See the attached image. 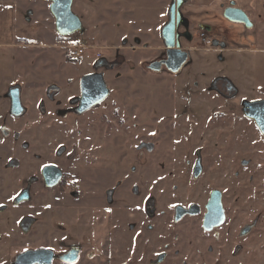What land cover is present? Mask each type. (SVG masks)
Instances as JSON below:
<instances>
[{
  "label": "flooded vegetation",
  "instance_id": "flooded-vegetation-1",
  "mask_svg": "<svg viewBox=\"0 0 264 264\" xmlns=\"http://www.w3.org/2000/svg\"><path fill=\"white\" fill-rule=\"evenodd\" d=\"M132 1L72 0L71 10L80 22V29L72 34L87 33L88 41H98V35H92L94 28L103 25L105 16L111 19L121 17L128 2ZM153 1L154 5L151 1L145 6L138 5L129 32L120 34L121 31H118L115 37H105L116 41L123 37L132 41V46L128 40L127 44L120 46L130 49L135 57L140 58L137 70H140L144 60L150 59L142 71L156 73L166 70L177 74L189 61V55L182 67L174 71L177 63L175 60L169 61L164 43H174L187 51L190 49L187 45L194 42L196 35L200 38L201 31L210 36L209 30L212 26H219L220 18L222 22L229 21L242 27L239 33L243 36L241 40L246 42V48L235 49L264 52V0H253L254 5L247 10L238 7L237 0H229L216 8L210 6L207 17L198 14L201 7L197 9L189 5L192 0ZM41 3L45 4V17L37 23L28 17V27L37 30L43 37H47L49 29H52L50 34L59 40L63 35L58 31L57 19L51 10L53 1L41 0ZM229 7L243 10L248 22L237 23L227 19L225 11ZM226 37L213 34L211 46L233 49L227 47ZM159 43L163 45L160 48L157 46ZM121 54L116 52L114 59L119 64L120 58H123ZM157 54H161L160 57ZM96 61L102 68L113 69L116 66L109 64L105 58ZM155 62H161L159 69L150 67ZM93 68L75 80L69 78V90L73 94L65 108L53 112L57 120L73 124V121L85 119L86 122L79 125L88 129L91 125L88 114H100V107L106 103L110 89L103 72L97 70L96 66ZM3 71H0V264H110V234L116 231L109 228V207L114 208L111 202L117 194L122 196L125 180L110 181L109 150L104 148L107 143L105 134H102L100 148H94L93 142L82 135L83 127L75 125L79 137H74L71 147H57L51 152L46 148L47 138L43 137L45 132L41 130V115L46 113L45 100L55 103L58 99L61 91L59 85L48 84L45 92H41V87L35 88L26 72L13 74L9 70L3 75ZM241 73L231 75L232 78L217 74L206 86L207 91L216 98L213 111L205 118L215 130L208 134L209 138L213 136L216 146V159L212 161L211 168L216 180H223L227 184L228 191L215 186L199 203L177 205L169 224V227L189 224L190 219L197 218L198 236H202L203 240L209 236L214 239L213 246L200 245L202 253H216L213 264H220L222 251L226 252L229 248L234 256L247 253L250 259L245 261L246 264L253 263L252 254L264 249V73L259 74L252 68ZM92 74L102 76L109 94L101 103L80 112L84 102L82 81ZM32 75V79L41 82V71H35ZM96 81L92 90L91 82L87 85L89 98L93 97L94 92H98V96L102 91L99 80ZM207 147L202 149L205 157ZM139 150L152 152L154 145L141 143ZM197 153L198 158L192 168L195 179L203 176L208 165L203 153ZM129 190L130 194H134L136 187ZM146 201L145 214L150 220L147 228L152 231L155 227L153 220L157 217L155 198L151 195V199ZM119 202L122 205L129 202L134 204L126 194ZM179 206L184 208L180 217L177 213ZM41 211L45 214L42 215ZM49 211H53L52 226L57 237L54 244L46 245L41 243V222ZM231 214H234L232 218ZM223 226L227 227V235L233 237V245L221 244L220 231ZM139 240L140 236L137 243H140ZM138 245L130 246L134 250L133 260L117 264H177L171 260L174 258L172 251H152L151 239ZM43 250L52 252L50 262L41 257Z\"/></svg>",
  "mask_w": 264,
  "mask_h": 264
},
{
  "label": "rangeland",
  "instance_id": "rangeland-1",
  "mask_svg": "<svg viewBox=\"0 0 264 264\" xmlns=\"http://www.w3.org/2000/svg\"><path fill=\"white\" fill-rule=\"evenodd\" d=\"M150 1L152 5L155 4L153 0H133L128 2L121 17L113 15L111 19L105 16L103 25L92 32V35H98V41L91 42L88 41L87 33L63 35L55 40L54 35L50 34L52 29H49L47 37L30 29L26 22L28 17L35 23L45 17L46 8L41 0H0V71L27 73L35 88L41 87V92H45L48 84L59 85L61 91L58 99L55 103L45 100L46 113L41 115V130L45 132L43 137L47 138L46 148L51 152L57 147H71L74 137H79L75 125L81 128L83 125L79 123L86 122L85 119H79L73 121L74 125L67 124L53 115L54 111L67 106L68 98L73 94L69 90V78L75 80L81 74L93 70V66L103 72L110 95L100 107V114H88L91 125L88 129L83 127L81 132L88 141L93 142L94 148H100L102 134H105L108 144L104 148L109 150L110 181L125 180L124 191H120L122 196L117 194L111 202L114 208L109 207V228L116 231L110 234V264L133 260L134 250L130 246L143 245L149 239L152 251H172L174 258L171 260L177 264H213L216 253H202L200 245L213 246L214 239L209 236L203 240L202 236H198L200 230L197 218L190 219L189 224L175 225L173 221L172 227L169 224L177 205L199 203L215 186L228 191L227 184L223 180H216L211 168L212 161L216 159V146L213 136L209 138L208 134L215 130L205 118L213 111L216 98L207 91L206 86L217 74L232 78L231 75H241L242 70L251 68L259 74L264 73V52L235 49L246 48V42L241 40L243 36L234 30L232 23L226 21L219 26H212L209 34L211 37L213 34L227 36L226 45L233 49L214 45L207 48L196 35L194 42L187 45L190 48L186 51L189 61L177 74L166 70L156 73L142 71L150 59L144 60L140 70H137L140 58L135 57L130 49L120 46L128 41L132 46V41L123 37L117 41L105 37H115L118 31H121L120 34L129 32L138 5L145 6ZM46 15L49 16L48 13ZM157 46L160 48L163 45L159 43ZM76 47L84 51L78 57L74 53ZM116 52L123 55L120 64L114 60ZM160 55L157 54V57ZM70 57H75V61ZM100 58L115 64V68H102L96 61ZM35 71H41V82L32 79ZM141 143L154 145V150L138 151ZM206 145L205 157L202 149ZM198 151L199 155L203 153L204 158H207L208 165L203 176L195 179L192 168L198 158ZM118 171L119 175L116 176ZM121 176H125L124 179ZM132 187H136L134 194H130L129 189ZM125 194L133 199L134 204L129 202L122 205L119 202ZM151 195L155 198L157 212L152 231L147 228L150 220L145 214V202L151 199ZM52 213L49 211L41 222V243L46 245L54 244L57 237L52 226ZM41 214L45 212L41 211ZM226 229L224 226L221 228V244L233 245V237L227 235ZM139 236L140 243H137ZM183 246L185 248L182 251ZM222 252L220 264H246L245 261L250 259L245 252L234 256L230 248ZM250 257L253 260L251 264H264V249Z\"/></svg>",
  "mask_w": 264,
  "mask_h": 264
},
{
  "label": "water",
  "instance_id": "water-1",
  "mask_svg": "<svg viewBox=\"0 0 264 264\" xmlns=\"http://www.w3.org/2000/svg\"><path fill=\"white\" fill-rule=\"evenodd\" d=\"M53 4L51 6V10L54 14V16L57 19V26L58 31L62 35H69L73 32L80 29V22L79 19L73 14L71 10L72 6V0H52ZM225 17L229 19L232 22L237 23H247L248 19L246 16V13L238 8L229 7L225 11ZM165 48L167 49V55L169 58V61H176V65L173 68L174 71L180 69L184 62L187 60L188 54L186 51L181 50L179 46H175L174 43H164ZM174 56V57H173ZM161 65V62H155L150 65L152 69H159V66ZM99 80V83L102 87V91L98 96V94L94 92V95L92 98H89L86 93L87 85L91 82V90L96 85L97 81ZM82 89H83V101L82 105L80 107V112H83L89 108H91L94 105H97L101 103L109 94V89L105 85L104 80L102 79V76L100 74H92L87 75L83 78L82 81ZM184 208L179 206L177 208L178 217L183 215ZM44 256V257H43ZM41 257L45 258V261L50 262L52 260V252L43 250L41 251Z\"/></svg>",
  "mask_w": 264,
  "mask_h": 264
},
{
  "label": "crops",
  "instance_id": "crops-1",
  "mask_svg": "<svg viewBox=\"0 0 264 264\" xmlns=\"http://www.w3.org/2000/svg\"><path fill=\"white\" fill-rule=\"evenodd\" d=\"M228 1L229 0H192L191 1V4H189V5H193V6H196L197 7V9L199 8V7H201V5L203 6V7H201L200 8V13L198 12V14L199 15H204L205 17H207V13L209 12V11H211L210 9V6H212V7H214V8H216L217 7V5L219 4V5H222V4H226V3H228ZM253 0H237V6L238 7H240V8H242V9H249L251 6H253L254 5V3L252 2ZM193 3V4H192ZM212 3V5H210ZM199 4H201L200 6H199ZM192 6V7H193ZM202 8H203V10H202ZM219 9V8H218ZM190 9H187V11H189ZM197 14V15H198ZM204 19H206V18H204ZM219 22L221 23L222 22V19L220 18L219 19ZM232 26H233V28H234V30H236V31H238V32H240L241 30H242V27L240 26V25H237V24H235V25H233L232 24ZM242 33H243V35H246V33L244 32V31H242ZM227 38V37H226Z\"/></svg>",
  "mask_w": 264,
  "mask_h": 264
},
{
  "label": "built area",
  "instance_id": "built-area-1",
  "mask_svg": "<svg viewBox=\"0 0 264 264\" xmlns=\"http://www.w3.org/2000/svg\"><path fill=\"white\" fill-rule=\"evenodd\" d=\"M199 37L201 38L202 43H203L204 46H206V47L211 46V43H212V40H213L212 37L208 36V35L205 34L203 31H201V32L199 33ZM83 52H84V51H83V48H81V47H76L74 53H75V55H81Z\"/></svg>",
  "mask_w": 264,
  "mask_h": 264
}]
</instances>
